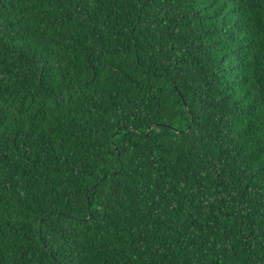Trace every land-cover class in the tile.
I'll list each match as a JSON object with an SVG mask.
<instances>
[{
  "label": "trees",
  "instance_id": "obj_1",
  "mask_svg": "<svg viewBox=\"0 0 264 264\" xmlns=\"http://www.w3.org/2000/svg\"><path fill=\"white\" fill-rule=\"evenodd\" d=\"M0 264H264V0H0Z\"/></svg>",
  "mask_w": 264,
  "mask_h": 264
},
{
  "label": "water",
  "instance_id": "obj_2",
  "mask_svg": "<svg viewBox=\"0 0 264 264\" xmlns=\"http://www.w3.org/2000/svg\"><path fill=\"white\" fill-rule=\"evenodd\" d=\"M151 126L148 127V130L150 129Z\"/></svg>",
  "mask_w": 264,
  "mask_h": 264
}]
</instances>
